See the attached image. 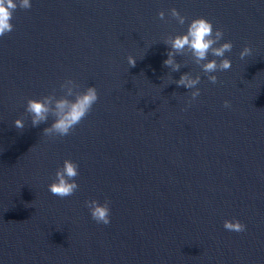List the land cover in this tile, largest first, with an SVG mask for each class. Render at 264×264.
Listing matches in <instances>:
<instances>
[{"label":"water","instance_id":"95a60500","mask_svg":"<svg viewBox=\"0 0 264 264\" xmlns=\"http://www.w3.org/2000/svg\"><path fill=\"white\" fill-rule=\"evenodd\" d=\"M30 2L0 37V264H264V0ZM200 17L233 44L216 84L190 55L177 72L163 65L164 39ZM186 72L201 76L191 102L173 83ZM66 79L99 99L71 134L49 137L54 118L33 127L26 103L63 96ZM65 159L79 188L60 198L48 185ZM91 199L110 201L108 225ZM233 219L246 231L226 230Z\"/></svg>","mask_w":264,"mask_h":264},{"label":"clouds","instance_id":"9594fccd","mask_svg":"<svg viewBox=\"0 0 264 264\" xmlns=\"http://www.w3.org/2000/svg\"><path fill=\"white\" fill-rule=\"evenodd\" d=\"M31 7L30 0H0V37L13 31L14 25L11 21L18 8L27 10ZM170 16L179 25H184L187 19L176 8L170 9ZM158 17L164 20L165 13L159 12ZM223 37V31L218 28L214 29L213 24L206 18L192 19L186 32L174 36L169 35L164 39L163 42L169 50L163 65L170 68L172 72H177L186 65L177 62L176 57L190 55L193 63L201 68L208 81L216 84L218 77L213 73L227 71L232 67V62L225 58V53L232 51L233 44L231 41L220 43ZM251 53V47L246 45L240 51L239 56L243 60ZM209 54L221 59L219 62L217 59H209ZM136 60L135 57L129 55L127 57L129 67H135ZM173 83L177 87L183 86L190 90V102L196 100L201 94L197 87L201 83L200 75L193 76L190 72H186ZM60 88L64 92L63 96L57 98L53 92L39 99H28L25 107V112L31 117L33 127L46 123L50 116L54 118L51 125L43 130V134L49 137H65L71 134L75 127L91 112L93 105L99 99L95 86H88L81 92L78 91L79 85L72 79H66L61 83ZM69 97H73V99H69ZM224 107L230 108V102L224 101ZM13 124L18 130H23L25 127V121L22 118L16 119ZM78 175L79 165L70 159H65L62 167L55 171L54 181L48 185L49 192L60 198L72 196L79 188L75 179ZM85 206L88 208L92 220L97 224L108 225L110 223L109 200L105 199L103 203H100L98 200L91 199L85 201ZM223 227L228 231L242 233L246 231L247 226L240 220L233 219L225 220Z\"/></svg>","mask_w":264,"mask_h":264}]
</instances>
